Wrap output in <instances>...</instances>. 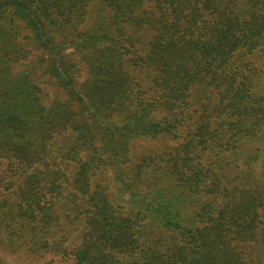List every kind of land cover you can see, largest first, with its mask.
<instances>
[{"label": "trees", "instance_id": "trees-1", "mask_svg": "<svg viewBox=\"0 0 264 264\" xmlns=\"http://www.w3.org/2000/svg\"><path fill=\"white\" fill-rule=\"evenodd\" d=\"M263 77L264 0H0V264H264Z\"/></svg>", "mask_w": 264, "mask_h": 264}, {"label": "rangeland", "instance_id": "rangeland-1", "mask_svg": "<svg viewBox=\"0 0 264 264\" xmlns=\"http://www.w3.org/2000/svg\"><path fill=\"white\" fill-rule=\"evenodd\" d=\"M68 51H71V50H68ZM68 51H66V52H68ZM32 55L33 56L37 55V53H33ZM81 77H82V79H84L85 76L83 75ZM263 79H264V77H263ZM48 97L45 99L46 103H48V101L53 100V98H54V93H53V91H50V89H49V96ZM138 144L140 146L146 147L148 149L162 148L164 145H166V143H158V142L147 143V142H142V141L141 142L139 141ZM262 147H264V139L260 140V141H255L254 143L251 142V143L243 146L241 149V155L239 157V161H241V159H243V158H247V156L248 157H255L257 153H259L258 155L260 156L262 151L259 152V151H257V149L262 148ZM262 158L263 157L261 156V159ZM26 254H30V253H26L23 250H20L17 253H14L12 250H4L1 254V256L4 259H7V262L9 264H45V263L49 264V262L52 260L49 256H47L43 259L37 260L35 258V256H32V255L27 256Z\"/></svg>", "mask_w": 264, "mask_h": 264}]
</instances>
